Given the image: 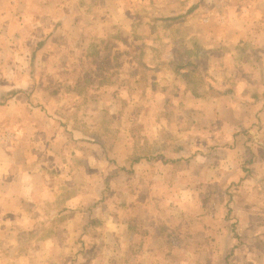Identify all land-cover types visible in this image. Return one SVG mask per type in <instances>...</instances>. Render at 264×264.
I'll list each match as a JSON object with an SVG mask.
<instances>
[{
	"label": "rangeland",
	"instance_id": "374dc122",
	"mask_svg": "<svg viewBox=\"0 0 264 264\" xmlns=\"http://www.w3.org/2000/svg\"><path fill=\"white\" fill-rule=\"evenodd\" d=\"M163 147L234 167L173 188L139 164ZM32 160L0 264H264V3L0 0V182Z\"/></svg>",
	"mask_w": 264,
	"mask_h": 264
},
{
	"label": "crops",
	"instance_id": "0c3cea01",
	"mask_svg": "<svg viewBox=\"0 0 264 264\" xmlns=\"http://www.w3.org/2000/svg\"><path fill=\"white\" fill-rule=\"evenodd\" d=\"M257 4L256 2H254ZM259 3H264V0H259ZM258 5V4H257ZM14 105V104H13ZM195 143L191 144L194 146ZM242 144V143H241ZM190 147V145H189ZM242 150L243 147H239ZM183 150H192L190 147L187 149L186 147L177 148L174 150V155L182 152ZM212 149L208 148L204 151V154L200 152H194L192 156V159L189 160V163H185L183 165L176 166V160L175 157L169 156V148L168 149H160V151L153 155L155 156V159L153 158H142L139 160V164H143L142 166H146V163L150 164V167L148 168L149 174H151V170L154 168L153 166H157V170L155 173H157V180H163L167 186H173V188H177V185L180 184H191L194 182L196 185H198L197 179H199V184L201 185L200 192L205 195V191L209 192L210 189L213 190V187H217L220 184V174H221V168H233L234 166L231 163H223V152L220 149H217V152L215 150L211 151ZM172 153V152H171ZM228 153L224 152V154L228 155ZM159 156V157H158ZM235 156V155H234ZM232 156V158H234ZM231 158V159H232ZM236 158V156H235ZM164 160V162H163ZM32 160L28 163L29 169L27 168L25 171L18 172L16 178V182L13 181L11 184L6 182H0L1 185H13V188L16 190L15 194H9L6 193L7 198H12L14 195L17 198H24L28 194H32L31 192L34 191L33 189V179L36 177L34 172H42L44 176L49 175V171L45 168V166L40 162L36 165ZM207 162V166L197 169L196 164L199 162ZM34 164V166H33ZM239 169V176H237L234 180L229 181L226 183V189H229V192H232L234 187V182H239L241 178H243L240 168L238 166V163L236 164ZM232 175V172H231ZM150 176V175H149ZM178 181V182H177ZM13 183V184H12ZM36 195H44L46 192L42 190H35ZM221 195V198L226 196V192L222 191L220 194L217 195H210L209 200L213 202H217L219 199H217ZM9 196V197H8ZM27 201V200H26ZM24 207V206H23ZM22 207V208H23Z\"/></svg>",
	"mask_w": 264,
	"mask_h": 264
},
{
	"label": "trees",
	"instance_id": "16d2710c",
	"mask_svg": "<svg viewBox=\"0 0 264 264\" xmlns=\"http://www.w3.org/2000/svg\"><path fill=\"white\" fill-rule=\"evenodd\" d=\"M182 18V15L180 16H177V17H167V18H164V19H161L162 21H165V22H169V23H175L176 21H178L179 19ZM41 46H43V44H39V46L37 47V50L39 48H41ZM219 94V93H218Z\"/></svg>",
	"mask_w": 264,
	"mask_h": 264
}]
</instances>
